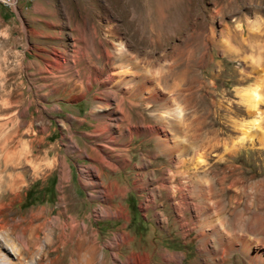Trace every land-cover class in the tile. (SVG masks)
Returning a JSON list of instances; mask_svg holds the SVG:
<instances>
[{
	"label": "rangeland",
	"instance_id": "374dc122",
	"mask_svg": "<svg viewBox=\"0 0 264 264\" xmlns=\"http://www.w3.org/2000/svg\"><path fill=\"white\" fill-rule=\"evenodd\" d=\"M144 76L121 127L133 138L111 145L93 131L117 136L121 115L93 112ZM105 144L115 170L99 161ZM11 172L14 191L1 184ZM263 183L264 0L0 1V219L90 216L100 242L128 235L119 262L264 264Z\"/></svg>",
	"mask_w": 264,
	"mask_h": 264
},
{
	"label": "bare ground",
	"instance_id": "6f19581e",
	"mask_svg": "<svg viewBox=\"0 0 264 264\" xmlns=\"http://www.w3.org/2000/svg\"><path fill=\"white\" fill-rule=\"evenodd\" d=\"M118 52L119 53L117 54L116 60L121 62H123V60H126L127 57L124 55L125 53H123V50L119 49ZM105 54H107L108 57L111 56L107 52ZM124 67L128 68L129 65H125ZM127 70L119 71V76L126 75ZM114 78L115 75H108L105 79H102L101 82L103 84L108 85L114 80ZM100 79L101 78L98 76L97 81ZM148 80L149 79H147L145 76L140 78V80H138L137 82V88H135V86L128 85V87H126L122 94L117 96L118 99L114 106H111L109 103L110 94H108L107 98L105 99L104 103H102V105L100 104L99 106H96V112H93L94 116L98 117V119L101 118L103 121H106L108 118H111L117 113L121 115L119 121L120 124L117 125V130L119 131L118 135L116 134L117 136H114L113 132H110V127L108 126L109 124L107 125L105 123L101 127V129H98L97 131L95 130L93 131V133L96 132L97 135L103 134L105 136V141H109V144L111 145H118L120 139H123L126 136L132 139L134 134L132 133L131 129L129 127H126L128 135H125L124 131L121 130V127H123L126 122L130 123V111L131 109L136 108V106H134L135 103L133 104V101L136 98L138 100V97H141L142 92L145 90V85L146 83H148ZM89 88H91V85L89 86ZM252 92L253 93H249L250 96L249 98H247L254 106V104H257V102L259 101V95L256 93V91ZM157 95V92L151 91L150 93H148V97L145 98V100H149L148 102H151L150 99L155 100ZM125 104L128 105L127 109H125ZM259 119L260 116L258 113H256L254 124H252V126L249 128V132H255L256 125H258L259 123ZM138 130L139 128L137 129V131ZM143 130L149 132L154 131L153 128L149 127H144ZM240 140L241 142H244V138ZM96 148L97 152H94H96L98 156L99 153H101V158L99 159V161L103 165V167L115 170V168L111 164L113 162H110L109 158H107L108 155L102 153L103 150L109 149L114 152L115 149H110L107 144L102 146H96ZM21 156H23V154ZM50 163L51 162L48 163L49 166L51 165ZM94 171L95 173L97 172L99 176H101L102 173L98 172L97 168H95ZM66 181L67 178L64 172V175L61 178L59 184L60 190L64 188V184ZM20 182L21 179L19 178V176L11 172L7 174L6 182H2L1 184L4 183L6 187L14 191L16 189H19L18 184ZM258 186L261 185L258 183ZM111 195H109V193L107 195L103 194V196L101 195V198H106L110 200ZM64 199L65 197L63 196L62 200L64 201ZM94 218L96 221H98L100 219L106 218L116 219L117 216H94ZM89 219L90 216H84V218L80 221L77 220L74 216H57L55 218H50L49 216H43L42 218L40 216H29L28 220H25L27 222L26 225H22V222L18 220L5 221L3 219H0V247H11L14 253L15 261H10L9 264H149V260L146 255L136 256L133 252L126 256L124 261L119 262V251L121 250V248L127 247L130 244V239L128 235L117 231L111 233V235L109 234L110 236L105 241L100 242L97 230L91 228L86 223V220ZM106 249L110 250L111 258L106 256L104 252V250Z\"/></svg>",
	"mask_w": 264,
	"mask_h": 264
},
{
	"label": "built area",
	"instance_id": "2783aa9c",
	"mask_svg": "<svg viewBox=\"0 0 264 264\" xmlns=\"http://www.w3.org/2000/svg\"><path fill=\"white\" fill-rule=\"evenodd\" d=\"M0 1L7 7H13L15 4L21 2H29L31 0H0Z\"/></svg>",
	"mask_w": 264,
	"mask_h": 264
},
{
	"label": "trees",
	"instance_id": "16d2710c",
	"mask_svg": "<svg viewBox=\"0 0 264 264\" xmlns=\"http://www.w3.org/2000/svg\"><path fill=\"white\" fill-rule=\"evenodd\" d=\"M28 199V193H26V195H25V200H27Z\"/></svg>",
	"mask_w": 264,
	"mask_h": 264
}]
</instances>
